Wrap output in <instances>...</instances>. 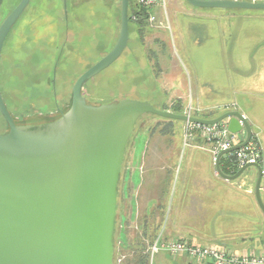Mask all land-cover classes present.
<instances>
[{
  "label": "rangeland",
  "instance_id": "374dc122",
  "mask_svg": "<svg viewBox=\"0 0 264 264\" xmlns=\"http://www.w3.org/2000/svg\"><path fill=\"white\" fill-rule=\"evenodd\" d=\"M59 1L30 0L24 15L20 16L6 36L1 50L0 91L9 112L19 122H39L44 119V113L41 112L46 113L58 106H62L63 110L68 109L75 80L105 55L118 37L121 0H91L88 6L77 4L75 12L83 15L88 13L92 29L90 38H82L79 42L75 38L76 34L81 35L79 26L75 29L76 34L70 32L66 41L63 40V34L60 36L57 33L56 21L47 17L48 13L52 16L61 7ZM16 2L3 0L0 18ZM25 13L41 14L49 20L42 17L28 20ZM153 13L156 17L149 25L129 20L125 48L111 64L84 82L83 96L91 103L132 98L146 100L159 110H167L168 106L172 112L186 110L193 114L209 115L223 112L224 108L219 110L214 106L202 108L197 105V97L206 88L213 87L207 90L218 92V100L228 93L231 86L241 89L245 85L239 83L237 78L228 79L227 75H233L231 67H234V55L237 59L247 58L248 54L252 60L256 56L264 59V9L199 7L186 0H165V6L154 7ZM142 35L145 46L153 56L148 55ZM257 75L261 76V73ZM246 82L252 84L254 90L264 87V78L255 77ZM236 98L247 110L236 99L222 104L223 107L234 104L246 116L255 115L257 120L251 126L252 134L264 153V92L257 95L238 94ZM159 118L166 117L151 112L141 115L127 141L118 181L115 236L123 238L121 232L124 227L130 240L135 241L142 235L147 246V264H174L178 261L176 257L186 255H170L164 250L151 254L153 236L149 233L155 231L156 236L171 239L175 236L173 228L180 230L183 227L179 219L182 218L186 199L180 180L186 168L187 145L182 139L183 120L174 119L173 133L163 132L166 131L163 130L165 122ZM7 129L8 125L0 113V132ZM145 144L144 152L148 158H142L139 167L143 166L144 161L150 166L161 167V176H155L157 190L154 185L150 187L152 189H147L145 183L149 184V181L145 179L141 185H136L138 157ZM167 164L168 169L174 166L172 175L170 171L165 174ZM254 168L248 166L231 181H235L233 184L236 186ZM250 193L254 198V188ZM153 202L155 204L151 205ZM256 208V212L264 219L258 205ZM177 218L179 221L174 223ZM147 225L151 231L146 232ZM233 234L236 233H230ZM182 237L186 238L184 235ZM215 239L212 241L233 251L253 249V254L263 252L258 253V244L254 240ZM259 242L262 249V243ZM116 250L113 256L117 259L120 257L118 262L122 260L123 263L127 251L121 252L119 247ZM132 260L126 264H132ZM193 263H196L195 260H192Z\"/></svg>",
  "mask_w": 264,
  "mask_h": 264
},
{
  "label": "water",
  "instance_id": "95a60500",
  "mask_svg": "<svg viewBox=\"0 0 264 264\" xmlns=\"http://www.w3.org/2000/svg\"><path fill=\"white\" fill-rule=\"evenodd\" d=\"M186 1L199 7L264 9V2L247 0ZM28 2L19 0L1 22L0 56L10 28ZM128 7L129 0H121L115 44L78 76L70 106L55 120L16 124L0 91V113L8 125L0 132V264H113L118 181L127 141L144 113L203 124L226 120L233 133L243 125L245 139L227 150L245 145L252 136L249 121L238 110L200 118L132 98L87 102L84 82L111 64L127 44ZM227 150L216 157L218 175L233 180L248 166L256 167L254 196L264 215L260 163H246L226 174L219 159Z\"/></svg>",
  "mask_w": 264,
  "mask_h": 264
},
{
  "label": "crops",
  "instance_id": "0c3cea01",
  "mask_svg": "<svg viewBox=\"0 0 264 264\" xmlns=\"http://www.w3.org/2000/svg\"><path fill=\"white\" fill-rule=\"evenodd\" d=\"M249 57L251 56L248 54L247 58L245 56L242 59H237V56L234 55V67H231L232 70H234L233 75H227L228 79L237 78L239 83H245V85L242 86L241 89H237V86L233 85L229 88V90H227L228 93L224 97L217 100V97L219 96L218 92L211 93L210 90L207 89L213 87H208L206 88V90H203L199 93V96L197 97V105L201 106L204 109H207V107L209 108L210 106H214L219 110L221 108H224L223 112H225L227 111V109L226 107H223L222 104L231 102L233 99L237 100L236 97L238 94H262V92H264V90H262L264 89V87L260 90H254L252 84L248 85L246 81L255 77H260V79L264 78V59L262 58V56H256V58L253 57V60L249 59ZM260 73L261 76H258L257 74ZM234 86L236 88H234ZM216 90L221 91L219 89ZM200 96H203V99H200ZM238 103L240 104L239 101ZM216 105L222 106L216 107ZM240 105L247 110L244 105ZM166 109L171 110V108L168 106ZM182 111V114L187 112L186 110ZM207 112L209 111L207 110ZM223 112L212 115L206 113L193 115V113H191V115L201 118H214L222 114ZM159 120L161 122L166 121L163 119ZM247 120L249 121L251 126H253V121H256L257 118H255V115L252 114L250 116L247 115ZM173 123L174 122H172V126L174 127ZM183 125L184 121L182 122V127ZM202 142L203 141L200 136L197 135L193 139H191L187 145L186 168L183 170L181 175L182 178L180 180V186L183 189V196L186 201L183 207L184 211L182 212V218L174 219V223L180 220L183 223V227L180 230H176V228L174 227L173 229L175 231H173L175 232V236L173 238L171 237V239L184 238L182 237V235H184L187 239L193 238L201 243L213 242L212 239L215 238L254 240V242H257L258 244L256 250L258 251V253L262 252L264 248L260 249L259 239L264 236V219L256 212V205L258 204L257 202L255 203V196L253 198L250 193L252 191V188H254L255 186V181L257 178L256 167L247 175L245 174V177L242 178L235 186L233 184V182L235 181H225L224 179H222V177L215 174V166L211 160V155L209 151L203 147ZM145 148L146 144L138 157V182L136 185H141V181L145 179L146 182L147 180L149 181V184L148 182L145 183L146 187H148L147 189L154 185L155 189L157 190L158 188L156 187L158 185V182H156L157 178L155 176H161V167L158 165L150 166L144 160L143 161L145 163L143 162V166L139 167L141 164V159L148 158V156L145 154L146 152H144ZM156 149L158 150V148ZM169 158H171V156ZM259 163L263 169L260 183V194L264 203V153L262 151L261 160ZM173 169L174 166H170L168 169L167 164L165 174H167L169 171L170 174L171 172L173 173ZM143 174L144 176H142ZM238 186L241 188H239ZM152 197L153 196H151V198ZM153 204L155 203L153 202L151 205ZM145 213H148V211ZM230 233L236 234L230 235ZM165 237V239L170 238L167 236ZM207 239L211 241H206ZM227 251L237 252L231 249H227ZM244 251L249 250L245 249L241 252ZM249 252L255 251H253L252 249V251L250 250ZM175 259H178V261L174 264H192V260H188V258L183 255L178 256Z\"/></svg>",
  "mask_w": 264,
  "mask_h": 264
},
{
  "label": "built area",
  "instance_id": "2783aa9c",
  "mask_svg": "<svg viewBox=\"0 0 264 264\" xmlns=\"http://www.w3.org/2000/svg\"><path fill=\"white\" fill-rule=\"evenodd\" d=\"M247 1L264 2V0ZM132 3L137 8L146 10V18L150 23H152L156 17L153 13V8L156 6H165V0H132ZM131 16L135 18L136 14L132 13ZM226 109L227 111L238 110L243 118L247 119L246 114L237 109L234 104L226 105ZM185 114L191 115V112L187 111ZM182 132L183 143L186 145H188L189 141L193 139L198 132L203 141L202 145L209 151L214 165L220 151L227 150L245 139V129L243 125L241 131L233 133L228 130L225 120L213 124L184 121ZM260 160L261 149L257 139L254 134H252L245 145L233 150H227L224 156L220 157L219 165L221 166L222 164L227 170L232 172L233 169H239L246 163H259ZM215 174L218 175L216 169ZM224 180L229 181L226 179ZM159 250H164L170 255L184 254L188 258L195 260L197 264H264V250L259 254H253V252L249 251L229 252L225 246L218 243H201L193 238L162 239L157 235L150 245V252L153 254Z\"/></svg>",
  "mask_w": 264,
  "mask_h": 264
},
{
  "label": "flooded vegetation",
  "instance_id": "af4514ba",
  "mask_svg": "<svg viewBox=\"0 0 264 264\" xmlns=\"http://www.w3.org/2000/svg\"><path fill=\"white\" fill-rule=\"evenodd\" d=\"M3 0L1 1L2 4ZM19 2V0H17V2L12 6V8H10L8 10V12L4 15L1 16L0 18V24L3 21V19L9 14V12L13 9V7ZM30 2V0H29ZM29 2L27 3L26 7L23 9L22 13L19 15V17L17 18V20H19L20 16L24 15V12L27 10V6L29 4ZM61 4V7L57 8V12L50 16V13L47 14V17L52 18L53 20L56 21L57 23V33L61 36V34L64 35L63 40L69 39V34L70 32H75L76 27L79 26V28L81 29V35H77L76 32V42L80 41L82 38H86L89 39L91 34H92V29H91V25H90V19L88 18V13H86V15L83 14H78L77 12H75L76 8L75 6L77 4H85L86 6H88L91 2V0H60L59 1ZM1 4H0V8H1ZM61 12V13H59ZM59 13V14H58ZM26 17H28V20H36L37 18H40L42 16H40L41 14H37V13H32V14H27L25 13ZM1 15V14H0ZM36 15V16H35ZM37 17V18H36ZM47 17H42V19H48ZM17 20L15 21V23L17 22ZM15 23L12 25V27L10 28V30L14 27ZM9 30V32H10ZM8 32V34H9ZM7 34V36H8ZM72 36V35H71ZM87 102H91L89 100H87ZM70 103V101L68 102ZM64 106V105H63ZM67 110V109H66ZM66 110L62 109V106H58L52 110H47V112H41L44 113V119L40 120L39 122H33V123H26L25 120L22 122H19L18 119H15L14 116V121L16 124H38V123H44V122H48V121H52L55 120L56 118H58L59 116H61V114L63 112H65ZM51 113V114H48ZM3 132V131H1Z\"/></svg>",
  "mask_w": 264,
  "mask_h": 264
},
{
  "label": "trees",
  "instance_id": "16d2710c",
  "mask_svg": "<svg viewBox=\"0 0 264 264\" xmlns=\"http://www.w3.org/2000/svg\"><path fill=\"white\" fill-rule=\"evenodd\" d=\"M128 13H129V16H130V20L133 21V22H137V23H140V24H151L147 18H146V10L145 9H142V8H137L136 6L133 5L132 3V0H129V7H128ZM132 13L133 14H136V17L135 18H132ZM144 35H142V42H143V45L145 46V38H143ZM146 48V51L148 53L149 56H153L151 53H149V49L145 46ZM174 111V110H173ZM177 113H182L183 111L180 110V111H175ZM193 115H198V114H193ZM201 118V117H200ZM160 119V118H159ZM163 120H166L164 121V128L163 130H166V131H163V132H173L174 131V128L172 126V122H174V119H170V118H164ZM161 131V133H163ZM199 135L198 132L196 133V136ZM221 170L224 172V173H235L238 169H233L232 172H230L229 170H227L222 164L220 166ZM148 231H151L149 226L147 225V228H146V232ZM116 232V231H115ZM115 232H114V240H113V243H114V254L116 253V248L119 247V249L121 248V252L123 251H127L125 254V260L124 262L122 263V260H120L118 262V259L120 257H118V259L116 258V256L114 255L113 256V264H126L128 262H131V260L133 261L132 264H147L148 262V252L145 251L146 249V245H145V240H143V236L141 235L140 237L138 236L137 240H130V238H128L127 236V232L125 230V227L123 228V232H121L123 235L122 237L123 238H119L117 235L115 236ZM149 234H152L153 238L151 240V243L153 242L154 238L156 237L155 235V231L154 233H149ZM119 239V241H118ZM259 241H261L262 243V246L264 248V236L262 238L259 239ZM117 242L121 243L117 245ZM117 245V247H116ZM121 254V253H119ZM134 254V255H133ZM123 254H121L120 256H122ZM132 256V257H131ZM124 258V257H123Z\"/></svg>",
  "mask_w": 264,
  "mask_h": 264
}]
</instances>
